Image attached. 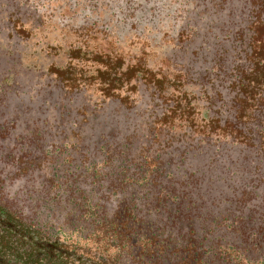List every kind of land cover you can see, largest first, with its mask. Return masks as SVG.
<instances>
[{"label": "rangeland", "instance_id": "1", "mask_svg": "<svg viewBox=\"0 0 264 264\" xmlns=\"http://www.w3.org/2000/svg\"><path fill=\"white\" fill-rule=\"evenodd\" d=\"M249 1L0 0V22L20 3L24 14L58 15L54 19L61 26L97 22L132 49L147 46L180 63L212 65L219 52L229 67L234 60L233 33L246 25ZM184 31L191 38L178 45L174 40ZM42 33L39 37H45L36 40L61 45L68 40L56 27ZM14 41L0 29V50L11 52L0 66V80L13 76L11 85H0V202L10 212L42 230L64 232L53 229L63 224L69 231L75 223V234L89 240L93 230L84 208L88 202L108 205L107 188L123 180L122 154L138 159L160 152L163 168L171 174L162 184H175L183 200L151 214L164 222L194 216L200 237L210 240L211 221L225 215L246 218L242 230H264V164L253 152L228 142L207 151L186 143L152 145L154 113L144 90L138 108L125 112L116 102L97 105L86 93L66 97L50 88L42 73L44 64H63L64 57H45L41 63L39 42ZM23 51L29 52L27 57ZM108 207L109 212L114 209ZM216 230L214 238L225 246L247 244L243 234Z\"/></svg>", "mask_w": 264, "mask_h": 264}, {"label": "trees", "instance_id": "2", "mask_svg": "<svg viewBox=\"0 0 264 264\" xmlns=\"http://www.w3.org/2000/svg\"><path fill=\"white\" fill-rule=\"evenodd\" d=\"M56 17L24 14L19 3L0 22L10 40L39 42L41 63L45 57H64L63 64H44L42 73L50 88L69 98L86 93L97 105L116 102L122 112L136 110L144 90L154 113L149 127L152 145L186 143L207 151L228 142L253 152L264 164V0L248 2L247 23L233 33L234 60L229 67L219 52L212 65L204 61L197 67L147 46L132 49L97 22L61 26ZM53 27L66 33L64 45L36 40ZM190 38L184 31L174 42L182 45ZM2 49L0 66L11 55ZM0 82L9 86L13 76ZM129 155L122 154V182L113 181L105 192L108 205L88 202L84 208L93 230L89 240L75 234V223L69 231L63 224L53 229L64 232L42 230L0 202V264H264V230H242L246 218H213L210 240L200 237L194 216L164 222L151 214L167 203L180 204L181 192L175 184H162L171 174L163 168L160 152L138 159ZM108 206L114 209L109 212ZM222 228L243 234L247 244L219 243L214 233Z\"/></svg>", "mask_w": 264, "mask_h": 264}]
</instances>
